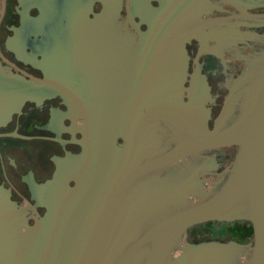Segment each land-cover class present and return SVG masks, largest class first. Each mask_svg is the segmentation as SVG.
<instances>
[{
    "label": "flooded vegetation",
    "instance_id": "1",
    "mask_svg": "<svg viewBox=\"0 0 264 264\" xmlns=\"http://www.w3.org/2000/svg\"><path fill=\"white\" fill-rule=\"evenodd\" d=\"M78 13L86 19L82 31L69 20ZM49 19H59L55 28ZM169 19H181L185 40V80L179 99L170 95L190 110L178 123L179 109L159 105L153 79L150 89L140 85L135 106L127 92L126 71L134 69L152 23ZM139 62L141 69L143 56ZM263 68L264 0H0V99L18 102L0 122V264H16L34 250L38 233L53 224L49 218L58 230H73L98 163L110 154L120 158L131 125L140 126L142 165L201 123L213 129L228 103L232 121L241 111L239 91ZM236 154V146L199 150L142 172L121 212L133 205L136 220L147 217L133 239L214 194ZM230 214L189 227L167 264H250L253 223L243 208Z\"/></svg>",
    "mask_w": 264,
    "mask_h": 264
},
{
    "label": "water",
    "instance_id": "2",
    "mask_svg": "<svg viewBox=\"0 0 264 264\" xmlns=\"http://www.w3.org/2000/svg\"><path fill=\"white\" fill-rule=\"evenodd\" d=\"M76 15L78 19L69 20L73 23V30L78 24L82 31L86 19L82 18V13ZM49 20L55 28L59 19ZM93 22L94 19L89 20L92 26L96 24ZM181 26V19L152 23L151 36L142 41L133 63L134 69L126 71L127 92L133 97L132 104L135 106L134 98L138 99L141 94L140 85L150 89L153 79L160 92L159 105L163 108L171 105L169 111L179 109L181 116L173 117L175 123L181 118L187 120L185 113L190 110L177 100H171L170 95L175 93L174 97L179 99L186 76L185 40L180 35ZM149 41L153 46H144V42ZM140 56H143L141 69L138 66ZM147 79L151 80L144 85L143 80ZM241 91V101H237L241 111L232 121L227 122L234 109L228 103L213 129L201 123V128L194 132L180 134L173 149L142 165L138 160V139L142 136L140 126L131 125L126 131L127 145L120 158L115 159L110 154L106 161L98 163L95 182L90 188L86 187V196L80 199L81 209L73 230H58L56 223L49 218L48 223L53 224L38 233L34 250L29 248L16 264H132L131 260L137 258L138 264H167L176 242L189 227L208 220L224 219L237 208H243L253 223L255 241L250 264H264V68L254 73ZM10 103L12 108L8 107ZM68 104L76 106L70 99ZM17 106L18 102L10 98L0 99V122ZM196 107L194 103L191 109ZM222 146L237 147L225 184L210 197L179 207L150 229L140 232V240L133 239L138 226L147 217L136 220L139 211L132 212L133 205L126 215L121 212L130 188L141 173L173 164L199 150ZM80 191H83L81 185L76 192Z\"/></svg>",
    "mask_w": 264,
    "mask_h": 264
}]
</instances>
